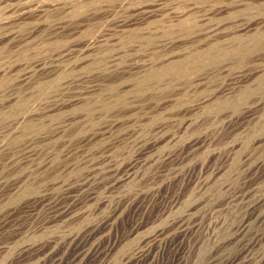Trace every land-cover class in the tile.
Segmentation results:
<instances>
[{
  "label": "rangeland",
  "instance_id": "1",
  "mask_svg": "<svg viewBox=\"0 0 264 264\" xmlns=\"http://www.w3.org/2000/svg\"><path fill=\"white\" fill-rule=\"evenodd\" d=\"M93 227L91 264H264V0H0V264Z\"/></svg>",
  "mask_w": 264,
  "mask_h": 264
},
{
  "label": "bare ground",
  "instance_id": "2",
  "mask_svg": "<svg viewBox=\"0 0 264 264\" xmlns=\"http://www.w3.org/2000/svg\"><path fill=\"white\" fill-rule=\"evenodd\" d=\"M96 228L93 227L92 230L72 239L71 243L67 245L65 253L55 259L52 264H91L92 261H97L99 257H102L105 254L100 242L103 229L96 230ZM33 256L31 253L28 254L26 261H30Z\"/></svg>",
  "mask_w": 264,
  "mask_h": 264
}]
</instances>
